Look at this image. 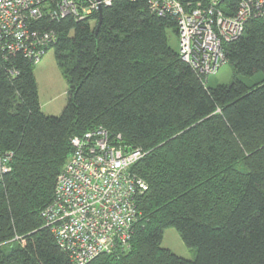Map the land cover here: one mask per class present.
<instances>
[{"label": "trees", "instance_id": "1", "mask_svg": "<svg viewBox=\"0 0 264 264\" xmlns=\"http://www.w3.org/2000/svg\"><path fill=\"white\" fill-rule=\"evenodd\" d=\"M101 7L97 30V13L32 25L57 35L47 50L68 85L59 115L40 108L33 60L0 54V153L12 152L0 179V264H72L40 212L70 138L98 126L146 152L130 171L147 190L135 198L129 247L87 264H264V16L222 46L234 74L262 77L210 88L169 45L173 15L149 0ZM169 227L194 259L161 246Z\"/></svg>", "mask_w": 264, "mask_h": 264}, {"label": "built area", "instance_id": "2", "mask_svg": "<svg viewBox=\"0 0 264 264\" xmlns=\"http://www.w3.org/2000/svg\"><path fill=\"white\" fill-rule=\"evenodd\" d=\"M151 8L176 18L179 56L205 79L225 62L223 44L238 39L247 20L264 16V0H149ZM111 0H0V54L22 52L37 64L53 31L32 30L40 20L88 19ZM235 3V4H234ZM4 55V54H2ZM71 153L55 181L52 201L40 216L72 264L127 249L139 218L138 194L147 190L130 169L145 155L128 148L120 134L101 126L70 138ZM12 152L0 153V179Z\"/></svg>", "mask_w": 264, "mask_h": 264}, {"label": "rangeland", "instance_id": "3", "mask_svg": "<svg viewBox=\"0 0 264 264\" xmlns=\"http://www.w3.org/2000/svg\"><path fill=\"white\" fill-rule=\"evenodd\" d=\"M94 22H96V20L92 21V23ZM167 39L171 48L179 51L178 38L172 30H167ZM33 73L38 85L39 98L41 103L44 104V110L47 112V115H59L68 100V85L63 71L58 67L55 61L53 49H48L40 61L34 64ZM234 77L241 80L246 85L251 86L255 84L262 75L260 73L252 77L239 74L236 75L229 64L223 63L215 74L208 76L206 86L212 88L219 84L226 85L230 83ZM161 246L170 249L177 256L185 259L192 260L196 255L194 249L184 245L179 234L172 227L164 230Z\"/></svg>", "mask_w": 264, "mask_h": 264}, {"label": "water", "instance_id": "4", "mask_svg": "<svg viewBox=\"0 0 264 264\" xmlns=\"http://www.w3.org/2000/svg\"><path fill=\"white\" fill-rule=\"evenodd\" d=\"M97 1H100V0H97ZM101 5L98 6V12H97V22H96V30L99 26V23H100V19H101Z\"/></svg>", "mask_w": 264, "mask_h": 264}, {"label": "crops", "instance_id": "5", "mask_svg": "<svg viewBox=\"0 0 264 264\" xmlns=\"http://www.w3.org/2000/svg\"><path fill=\"white\" fill-rule=\"evenodd\" d=\"M38 96H39V94H38ZM39 103H40V108H41V110H42L45 114H47V112L44 110V104L41 103L40 98H39ZM46 104H48V103H46ZM48 115H49V114H48Z\"/></svg>", "mask_w": 264, "mask_h": 264}]
</instances>
